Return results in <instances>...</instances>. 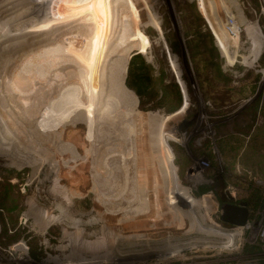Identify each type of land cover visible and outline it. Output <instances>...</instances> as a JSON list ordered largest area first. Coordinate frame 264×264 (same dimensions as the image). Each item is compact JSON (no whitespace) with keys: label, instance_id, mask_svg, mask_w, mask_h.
<instances>
[{"label":"rangeland","instance_id":"374dc122","mask_svg":"<svg viewBox=\"0 0 264 264\" xmlns=\"http://www.w3.org/2000/svg\"><path fill=\"white\" fill-rule=\"evenodd\" d=\"M97 1L0 0V194L7 189L13 196L0 201V264H225L229 256L240 264H264V0H227L225 5L216 0L209 13L198 8L200 0H118L110 2L104 33L98 31ZM196 12L213 34L221 70L231 76L229 93L214 58L207 74L202 53L196 60L189 53L186 22H196ZM215 17L228 27L231 59L218 45ZM242 18L259 30L248 31ZM155 19L158 26H151ZM232 21L239 23V33H232ZM96 36L94 50H101L102 41V61L79 54ZM136 53L159 78L163 73L164 81L174 78L183 92L177 110L167 104L141 109L161 118L162 127L138 124V134L131 125L135 111L122 105L125 93H134L125 81ZM92 64H103L101 80L84 77ZM99 81L106 94L101 118L112 122L105 130L90 115ZM211 96L222 104H214ZM135 101L139 109L137 96ZM158 130L172 134L164 148L180 219L166 204L165 190L160 192V154L150 149ZM125 137L132 139L131 149L123 144ZM139 144L143 154H153L149 168L157 166L162 214L154 210L149 217L125 219V207L110 211L103 203L119 197L107 166L118 165L115 151L125 153ZM24 160L34 164L17 166ZM103 179L113 186L107 184L106 193ZM202 188L208 190L202 193ZM229 201L247 203L251 215L243 228L223 224L220 205ZM211 227L213 232L206 230ZM107 231L118 237L113 242L108 236L114 244L110 250L102 245ZM228 231L234 234L230 243L220 234ZM33 246L41 251L39 259L31 255Z\"/></svg>","mask_w":264,"mask_h":264},{"label":"bare ground","instance_id":"6f19581e","mask_svg":"<svg viewBox=\"0 0 264 264\" xmlns=\"http://www.w3.org/2000/svg\"><path fill=\"white\" fill-rule=\"evenodd\" d=\"M118 0H98L97 2V9L101 15L100 19H101V25L99 26L98 28V31H103V29H105V31L107 30V25H108V8H109V5L111 4L110 2L112 3H116ZM226 1L227 0H220V2L225 5L226 4ZM229 1H232L233 3L236 2V0H229ZM217 1L216 0H208V2H206L205 0H200L198 2V8L203 11V12H208V7L209 6H215ZM11 5V4H10ZM89 6V5H88ZM95 6V7H96ZM97 11V10H96ZM87 12V11H86ZM238 14V13H237ZM230 15V14H229ZM232 15V14H231ZM231 15L229 17H231ZM241 15V14H240ZM208 16V15H207ZM233 16V15H232ZM99 17V16H98ZM216 18V22H217V25L219 26L218 29H216V35H217V41H218V45L220 46V48L223 50V52L225 53V56L228 59H231L232 56H233V53L230 52V50L228 49V45L227 43H225V39L226 37L230 36V33L227 31V25L225 24H221L220 22L217 21V17ZM242 22L244 24H246V28L248 31H252L253 32H257L259 29L257 26H254L253 24L249 23L247 20H245L244 18L241 19ZM151 26H158V21L155 19V20H151L150 23ZM245 28V29H246ZM231 29H232V33L236 34V33H239L240 32V26H239V23L238 22H235L233 21L232 23V26H231ZM49 30V29H48ZM52 30V29H51ZM141 31V30H140ZM247 32V31H246ZM104 33V31H103ZM102 34V32H101ZM99 36V35H98ZM100 37V36H99ZM93 38V37H92ZM97 38V36L95 37V39ZM100 39V38H99ZM100 41V40H99ZM97 39L92 43L90 44V46L88 47V50L87 51H83L79 53L80 55L84 56V58L86 59L87 57L89 58L90 56L93 55V57H96L98 58L99 61H102L103 60V48H101V45H103L102 41H101V44H100V51L99 49L97 48V50L99 51L98 53H96V49L94 50V48H96L95 46L97 44ZM118 45V44H117ZM125 46V44H124ZM124 46L123 47V50H124ZM86 47V48H87ZM130 45L126 44L125 48H129ZM130 49V48H129ZM57 50V49H56ZM55 50V51H56ZM122 50V51H123ZM125 51V50H124ZM127 51V50H126ZM79 52V51H78ZM79 56V55H78ZM243 60H245L246 62L249 61V58L247 55H241ZM36 57V56H35ZM256 57V55H255ZM31 58V57H30ZM40 58V61H43L45 58L44 57H39ZM38 59V58H37ZM84 59V60H85ZM97 60V61H98ZM126 61V59H125ZM103 65V64H102ZM100 64V66L98 65L97 67H94L93 64L90 66L91 68L88 69V71L86 70V75L84 77L87 76L90 77L91 79H98V80H101L103 78V66ZM93 66V67H92ZM96 66V65H95ZM102 66V67H101ZM36 71V70H35ZM76 71V70H75ZM27 73V72H26ZM50 73V72H49ZM19 75V74H18ZM50 75V74H49ZM29 77V76H28ZM26 77V78H28ZM17 79V78H16ZM45 79V78H44ZM39 80V79H38ZM93 80V82H94ZM122 81V80H121ZM92 82V83H93ZM15 83V82H14ZM99 84V85H98ZM13 85V84H12ZM92 85H95L94 83ZM124 85V84H123ZM32 87V86H31ZM102 82L99 81V83L96 82V86H95V89L97 90V93L98 94V97L96 98L95 100V105L94 107L92 108L93 109V114H90V115H93V118L95 119L94 121H96V125L97 126V121L99 122L98 124H100V128L102 130H105L106 127H109L112 126V122H110V119L107 118L104 119L101 118L102 116L106 115V113H104V106H105V102H106V94L105 92L102 91ZM8 88V87H7ZM16 88V87H15ZM20 88V87H19ZM126 88V87H125ZM92 89V87H91ZM88 90V89H87ZM96 92V91H95ZM91 95V94H90ZM26 96V95H25ZM94 96V95H92ZM96 96V95H95ZM94 98V97H93ZM93 102V101H92ZM134 110L135 112H133L134 116L132 117L133 119V124L132 125V128L134 127L136 131V133L138 134V127L140 124L142 125H148L150 127V129L153 127V125H156V126H160V128L162 127V119L157 117V116H151L149 114H145L144 111H137L135 109H132ZM19 111H21V109H19ZM86 111V110H85ZM14 113V112H13ZM3 114V113H2ZM1 114V115H2ZM12 114V113H11ZM17 115V114H16ZM4 116V114H3ZM6 116V115H5ZM4 116V117H5ZM13 116V115H12ZM1 117V116H0ZM4 117L2 119V121H4ZM16 117V116H15ZM90 117V116H89ZM2 118V117H1ZM6 118V117H5ZM14 118V117H13ZM18 119V118H17ZM13 121V120H12ZM81 121V120H80ZM1 122V121H0ZM17 123V122H15ZM91 123V122H90ZM2 124V123H1ZM18 124V123H17ZM116 124V123H115ZM139 124V125H138ZM118 125V124H117ZM19 126V125H17ZM91 126V125H90ZM94 126V127H95ZM115 126V125H114ZM165 126V124H164ZM159 128V129H160ZM11 129V128H10ZM3 130V129H2ZM9 130V129H8ZM7 130V131H8ZM12 130V129H11ZM19 130V129H18ZM14 131V130H12ZM121 131V130H120ZM134 131H132L131 133H133ZM11 132V131H10ZM118 132V131H117ZM7 133V132H6ZM13 133V132H12ZM135 133V132H134ZM133 133V134H134ZM107 134H108V131H107ZM8 135V134H6ZM16 135V134H15ZM119 136V135H118ZM129 136V135H128ZM156 136V137H155ZM172 136V134H169L168 133H165V132H160V130H158V135H154V139H150V149L151 151L153 152H156L158 154L159 152V168L161 170V174L163 175V179H164V183H162L161 181V184H164L162 185V191L160 192H163V190H165V194L167 195L166 198H165V201H166V204L171 208L172 212L174 213L176 219H180V214L182 212V209L177 206V201L175 199V195H174V191L172 189V186H171V181H170V178L168 176V170H167V153L165 151V142L167 141V139ZM20 137V136H19ZM127 137V136H126ZM124 138V142L123 144L125 143L126 145H128L127 147L129 148L130 146V149H131V145H130V140L133 139L132 136H129V137H132V139L128 140L129 138ZM4 138V137H2ZM123 139V138H122ZM121 140V139H120ZM138 140H137V144H138ZM0 143H1V125H0ZM118 143V142H117ZM122 145V144H121ZM125 145V146H126ZM133 145V144H132ZM124 148V147H123ZM127 148V149H128ZM6 149V148H5ZM126 149V148H125ZM124 150L125 153H123V151L121 150H118V151H115V156H117L119 158L118 159H115V160H118L117 163L118 165H115L116 167L114 168H110V166H107V175L109 176V174H111L112 177L115 178V182L116 185H115V188L112 189L113 186L109 185L111 184L110 180H104L102 181V184H101V190H105L104 192L106 193L108 190V185L109 187L111 186V189L113 190L114 192V195H116V197L118 196L119 194V197L117 198L118 200L114 201V202H111L109 199L107 200H104V205L107 204L108 205V210L110 211H118V210H121L123 207H125V215H123L125 217V219L127 217H136V216H140V215H147L148 217L150 216V214L153 213L154 215V210H156V213H157V216H161V212H162V206H163V202L162 200L159 198V191L158 189L160 188L159 186L161 185L160 182H159V186L156 184V182L154 181L155 179V176H157V172L155 173L154 170L157 171V166H155L156 169H151L154 165L152 164V160H151V153H148V155H145L143 154V149L142 147H140V144L139 145H136L135 148H133V150H130V151H127ZM132 151V153H131ZM152 152V153H153ZM151 154V155H150ZM154 157V156H153ZM152 157V158H153ZM128 159H130V161L128 162ZM133 159V160H132ZM157 159V157H156ZM154 160V159H153ZM29 161H26L24 160L23 162L21 161V164H18L17 166L19 167H22L24 165H27ZM116 162V161H115ZM32 163V164H30ZM116 163V164H117ZM156 163V162H155ZM30 166L34 164V161H30L29 162ZM115 164V163H114ZM151 167V168H149ZM110 170V172H109ZM159 170V171H160ZM100 171V170H99ZM158 171V172H159ZM160 173V172H159ZM106 175V176H107ZM161 175V176H162ZM159 177V176H158ZM160 178V177H159ZM157 181V180H156ZM163 181V180H162ZM105 182H108V183H105ZM113 183V182H112ZM158 183V182H157ZM108 184V185H107ZM106 185V186H105ZM165 188V189H164ZM167 189V190H166ZM160 190V189H159ZM161 194V193H160ZM125 195V196H124ZM100 196V195H99ZM125 197V198H124ZM154 197V198H153ZM124 198V201H122ZM126 199V201H125ZM121 201V202H120ZM207 202V201H206ZM207 203H210L209 201ZM180 205V204H179ZM190 205V204H189ZM111 206V207H110ZM115 213V212H114ZM129 213V214H128ZM164 216V215H163ZM54 219V218H53ZM122 220V218H121ZM154 220V219H153ZM138 226V225H137ZM204 230V229H203ZM206 230H210L209 228H206ZM108 236L110 237H113V242L115 240V237L118 238L116 235H115V232L113 233V231H107L105 232L103 235H102V245L104 247V249H108L110 250V248L114 245V244H110V241L108 240ZM101 241V240H100ZM112 242V243H113ZM98 243H100L98 241ZM153 243V242H152ZM94 245V244H93ZM113 248V247H112ZM111 248V249H112ZM132 257V256H131ZM116 259V258H115Z\"/></svg>","mask_w":264,"mask_h":264},{"label":"trees","instance_id":"16d2710c","mask_svg":"<svg viewBox=\"0 0 264 264\" xmlns=\"http://www.w3.org/2000/svg\"><path fill=\"white\" fill-rule=\"evenodd\" d=\"M194 17L197 19L196 22H192L190 20L186 22V27H190L188 29L189 32L187 33L190 38L187 45L189 53L192 56L193 60L199 58L201 55L200 53H202L203 58L200 63L204 64L207 74H209L210 70L209 61H212V59L214 58V60L212 61V65L214 66L217 74H219V77L224 82L223 88L226 89L225 92L229 93L228 91H232V79L230 75L224 73L220 68L222 56L219 49L215 45L213 34L208 28L205 18L199 12H196ZM172 49L173 51L176 50V48L174 47ZM206 50L207 52L209 51V53L212 54V57L206 58ZM134 51L135 50H133L132 52ZM132 52H130L129 54H131ZM262 62L264 63V57L262 58ZM197 70L200 71V68H197ZM125 76L126 74L124 69V72L122 74L123 84ZM259 77L260 75L258 74L257 78ZM125 83L129 89L133 90L137 94L136 95L135 93H132L130 91L125 93L122 100V105L126 108H133L137 111H142L141 109L155 110L157 108H160L161 105L167 104L173 107V109L176 108L177 110L182 104L183 92L180 84L174 78H171L169 81H164V73L159 78L155 73V67L151 63H149L141 53H136L131 57ZM253 89L255 90V86H253ZM136 96L140 101L139 109H137L138 106L136 105L135 101ZM217 98L218 97L216 96H211V98L208 99L211 100L214 104H222ZM207 190L208 189L206 188H202V193L206 192ZM9 200H13L11 190H3L2 194H0V201L7 202ZM258 203L259 201L257 200L255 204ZM213 230L214 228L211 227L209 231L213 232ZM217 233L219 232L217 231ZM220 234L228 236L229 243L233 240L234 234L231 231H228L226 233L222 232ZM30 252L32 257L35 259H39L41 256V251L37 246L30 247Z\"/></svg>","mask_w":264,"mask_h":264},{"label":"water","instance_id":"95a60500","mask_svg":"<svg viewBox=\"0 0 264 264\" xmlns=\"http://www.w3.org/2000/svg\"><path fill=\"white\" fill-rule=\"evenodd\" d=\"M228 197L230 200H234L233 194L228 193ZM220 209H221L220 218L223 224H225L230 228L243 227L247 224V222L250 219L251 214L246 202H241V203H234L233 201L223 202L220 205Z\"/></svg>","mask_w":264,"mask_h":264},{"label":"built area","instance_id":"2783aa9c","mask_svg":"<svg viewBox=\"0 0 264 264\" xmlns=\"http://www.w3.org/2000/svg\"><path fill=\"white\" fill-rule=\"evenodd\" d=\"M232 22H233V21H232ZM249 221H250V220H249ZM249 221L247 222V224L249 223ZM247 224H246V225H247ZM246 225H245V226H246ZM243 227H244V226H243ZM243 227H241V228H243ZM239 228H240V227H239ZM260 236H261V240L264 241V230L260 232ZM220 260L222 261L223 259L221 258ZM226 260H229V261H228V263H225V264H240V262H238L234 256L226 257V258H225V262H226Z\"/></svg>","mask_w":264,"mask_h":264},{"label":"flooded vegetation","instance_id":"af4514ba","mask_svg":"<svg viewBox=\"0 0 264 264\" xmlns=\"http://www.w3.org/2000/svg\"><path fill=\"white\" fill-rule=\"evenodd\" d=\"M207 202H208V201H207ZM207 202H206V203H207ZM209 204H210V203H207V206H208ZM209 206H210V205H209ZM209 206H208V208H209Z\"/></svg>","mask_w":264,"mask_h":264},{"label":"crops","instance_id":"0c3cea01","mask_svg":"<svg viewBox=\"0 0 264 264\" xmlns=\"http://www.w3.org/2000/svg\"><path fill=\"white\" fill-rule=\"evenodd\" d=\"M91 245H92V243H91Z\"/></svg>","mask_w":264,"mask_h":264}]
</instances>
